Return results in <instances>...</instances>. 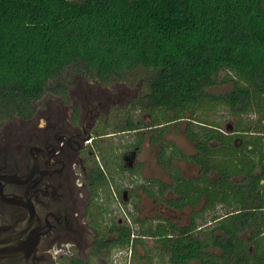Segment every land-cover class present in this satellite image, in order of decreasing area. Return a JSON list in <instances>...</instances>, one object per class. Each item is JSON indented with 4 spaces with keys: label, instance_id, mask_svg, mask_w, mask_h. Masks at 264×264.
Listing matches in <instances>:
<instances>
[{
    "label": "trees",
    "instance_id": "1",
    "mask_svg": "<svg viewBox=\"0 0 264 264\" xmlns=\"http://www.w3.org/2000/svg\"><path fill=\"white\" fill-rule=\"evenodd\" d=\"M142 69L141 77L124 76ZM65 72L99 84L131 86L139 80L140 87L146 86L127 108L116 111L125 126L117 123V129L108 131V125H115L108 115L99 135L139 133L138 141L118 144L124 152L137 153L145 125L134 111L147 113L152 116L147 132L155 134L150 141L158 144L157 161L170 176L169 183L143 178L142 162L123 169L112 146L99 145V175H94L104 225L99 248L131 247L135 254L138 246L149 264H156L152 251L159 260L166 256L167 264H256L236 235L248 227L250 211L241 210L231 222L220 219L216 228L221 234H213L207 221L217 204L237 210L256 198L255 173L264 161V0H0V126L13 118H31L50 94L69 104L73 80L64 78ZM224 83L231 89L217 94L207 90ZM221 105L235 118L234 134L209 118ZM181 120L186 121L192 154L158 133ZM172 160L199 166V177L184 176ZM242 175L252 183L234 180ZM124 186L160 200L171 189L176 197L167 202L178 209L204 203L190 225L159 215L140 221L130 209L131 220L120 223L107 202ZM146 236L155 239L154 248H148ZM211 247L221 253L213 255Z\"/></svg>",
    "mask_w": 264,
    "mask_h": 264
},
{
    "label": "flooded vegetation",
    "instance_id": "2",
    "mask_svg": "<svg viewBox=\"0 0 264 264\" xmlns=\"http://www.w3.org/2000/svg\"><path fill=\"white\" fill-rule=\"evenodd\" d=\"M88 92L81 97L69 89V104L50 94V99L65 106L41 108L37 104L31 118H17L20 126L14 129V124L6 133L0 130V225L10 227L17 240L24 244L22 252L1 259L0 264H114L115 247L99 248L104 225L99 219L102 197L94 175H99V138L116 134L99 135V128L105 126L109 108L119 100L106 97V102L102 104L98 92ZM101 110L105 114H101ZM32 118L29 125L27 121ZM234 128L227 125L226 133L234 134ZM234 140L237 142L238 138ZM134 151L129 149L124 152L122 157L126 167L133 164ZM175 161H184L196 167V175H185L174 165ZM172 165L186 177H199L200 168L195 164L172 160ZM257 168L254 202L237 210H232L231 206L222 209L217 204L209 210L211 218L207 224L212 225L213 234H221L222 231L216 228L220 219L229 218L231 222L232 216L241 210L250 211L248 227L237 231L236 235L248 256L255 258L256 264H264V161ZM234 180L240 184L252 183L250 179H243V175ZM169 182L170 176L166 183ZM129 191V188H122L118 196L115 194L116 199L120 198L118 203H125ZM174 197L176 194L168 189L163 200H156L170 210L189 207L188 223L179 224L163 214L157 215L179 226L190 225L193 213L201 211L204 200L195 206L178 209L167 202ZM129 211L134 212L133 208ZM123 213L127 215V212ZM117 220L120 223L130 221L129 218ZM201 227L199 225L198 229ZM134 236L135 233L131 234V237ZM229 236L224 234V239ZM210 249L215 256L221 253L216 247ZM128 250L132 255L131 247ZM248 256L242 255L244 258Z\"/></svg>",
    "mask_w": 264,
    "mask_h": 264
},
{
    "label": "rangeland",
    "instance_id": "3",
    "mask_svg": "<svg viewBox=\"0 0 264 264\" xmlns=\"http://www.w3.org/2000/svg\"><path fill=\"white\" fill-rule=\"evenodd\" d=\"M144 73L145 71L143 69L140 72L139 71H133V72L128 71L124 73V76L125 78H131L134 75L140 74L139 77H141L142 75H144ZM64 78L73 80V83H72L73 88L70 87V91H73V93H77L81 95V97H84L85 94L89 93L88 91H95L99 93V101H101L102 104L106 102L105 100L106 97H112L114 100H119L118 102L116 101V103L112 105L111 108H109V111H108L109 115H112V118L109 119V122L110 123L113 122L115 125H112V124L110 126L108 125L107 127L108 131L117 129L115 128L117 123H119V126H123L124 119L116 111H119L122 108H127L129 106L128 102L130 101V99L133 96H136L137 94L140 95L146 88V86L140 87V85H138L139 80H134L133 85L128 86L127 83L125 84L123 82L109 84V85L99 84V83L87 81L83 78L81 79L78 77L75 78V76L73 77L71 74H68L66 72L64 73ZM230 89H231V84L224 83V84H219L217 86H214L212 88H208L207 90L211 93L217 94V93L226 92ZM39 103L38 105L41 108L55 106V105L65 106L59 103L58 101H56L55 99H50V97L48 96L43 98L42 102L40 101ZM113 106H117V108L115 109V107L113 108ZM134 112L137 114L135 115V117L143 118L142 121L145 127H143V129L139 131L142 133L144 138L141 144L140 151L137 152L136 155L134 156L135 162L133 161V164H131L130 167L132 168L134 166L136 167L137 165L135 163L142 162L143 166L141 168L140 175L143 178H148V179L158 178L162 181L168 182L169 181L168 174L166 173L165 169L159 165L157 161L156 152L158 150V144L157 143L154 144L150 141L151 137L155 136V134L147 132L149 131L148 126L152 122V116L148 115L147 113H143V112H136V111ZM100 113L105 114V111L101 110ZM213 113L214 115L212 116H210L212 113L209 114L210 116L209 118L212 121L214 119L216 122H219L222 128H225L227 125H230L231 127L233 126L235 118L233 117V115H230L228 113V109L226 107L222 105L217 106V108L216 107L214 108ZM163 117H159L160 122L164 121ZM32 121H33V118L27 122H29L28 124L31 125ZM12 125H14L13 128L15 129V126L17 128L21 124L17 118L10 119L3 123L0 130L3 133H6V131L10 129V126ZM185 125H186L185 120L175 121L174 123H171L170 125H168L166 128L161 129V131H158V133L162 132L161 137L163 140H169V141L175 142L178 145V147L181 149V151H183L185 154H192L194 152V147H193V144L185 136V132H184ZM131 138H133L132 139L133 141L134 140L138 141L140 138L139 133L119 132L112 136H104V137L99 138V145L102 147L105 146V149L108 146L110 147L112 146V149L115 151V154L120 158L119 161H116V162H118V165L121 168L126 169L129 167H126V164L123 161L122 156L124 154V149L119 147L118 144L119 145L123 143L128 144L127 140H131ZM99 159L101 160L100 155H99ZM174 165L178 167L185 175L194 176L197 173L196 167H193L184 161H175ZM121 174L123 175L122 176L123 179H125L124 182L128 184V179L126 178L127 172L123 171ZM123 189H127V188H125L124 186ZM103 200H104V196H103ZM118 200H120V198L116 199L115 197H113L111 198V201L109 199V202H107L109 212H111L113 209L115 210V208L117 209V212H114V214H116L114 216L116 219L121 218V220H125V219L127 220V218H130L129 216L125 215L123 211L127 212V210L129 209L131 210L133 206L135 205L136 208L133 212V215L134 217H136V219H139L140 221L144 219H148V218L152 219L157 214H163L171 219L176 220L179 224H186L189 221V217H190L189 207H185L183 210H176V211L167 209L165 208L163 203H161L159 200H156V198L148 197L143 192V190L139 188H136V189L134 188L129 191V195L126 198V200H124L125 202L124 204H122L123 202L118 203ZM107 238H110V236H108ZM143 240L146 244H148V248L149 247L154 248L155 243H156L154 238L146 236ZM135 251H136L135 254L132 253V255H130L128 249H125V248L113 249L114 264H149L148 261L143 258V255H144L143 249L136 246ZM154 252L156 251H152L151 254L153 253L152 260L156 264L157 263L167 264L168 259L166 256H163V259L159 260L158 257L155 256Z\"/></svg>",
    "mask_w": 264,
    "mask_h": 264
},
{
    "label": "water",
    "instance_id": "4",
    "mask_svg": "<svg viewBox=\"0 0 264 264\" xmlns=\"http://www.w3.org/2000/svg\"><path fill=\"white\" fill-rule=\"evenodd\" d=\"M23 245L17 240V236L11 232L10 227L0 225V260L22 252Z\"/></svg>",
    "mask_w": 264,
    "mask_h": 264
}]
</instances>
